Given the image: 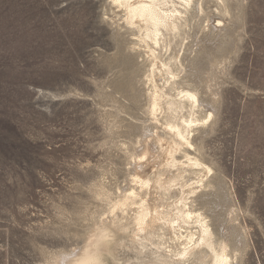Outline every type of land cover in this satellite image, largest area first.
I'll return each instance as SVG.
<instances>
[{
	"label": "rangeland",
	"instance_id": "rangeland-1",
	"mask_svg": "<svg viewBox=\"0 0 264 264\" xmlns=\"http://www.w3.org/2000/svg\"><path fill=\"white\" fill-rule=\"evenodd\" d=\"M241 1L239 15L230 7L225 18L227 32L210 29L214 16L209 28L206 18L191 22L196 41L184 63L207 105L198 116L214 104L193 149L217 174L208 194L216 210L203 209L228 231L235 264H264V0ZM105 2L0 0V264H52L61 251L82 246L130 184L134 151L161 130L146 114L150 61L134 31H113ZM190 38L177 44L179 57ZM195 55L203 61L192 64ZM129 220L108 264L169 257L167 236L142 249Z\"/></svg>",
	"mask_w": 264,
	"mask_h": 264
},
{
	"label": "bare ground",
	"instance_id": "bare-ground-1",
	"mask_svg": "<svg viewBox=\"0 0 264 264\" xmlns=\"http://www.w3.org/2000/svg\"><path fill=\"white\" fill-rule=\"evenodd\" d=\"M240 3H242L240 0H106L104 10L110 24L115 27L113 31L118 33L120 26L134 31L137 45L143 48L146 59L150 61L149 73L146 74L148 77L145 76L150 84L146 114L156 124L162 126L160 130L162 132L157 129L150 135L147 134L150 137L141 142L142 149L134 151L130 162L132 166L129 167L130 184L119 190L118 198L112 199V202L109 201L111 203L110 210H107L109 214L100 220L101 225L99 222V226L95 227L92 235L86 238L82 246L74 247L71 251H61L52 264H108L107 256L113 255L119 245L116 239L120 235L118 234L120 229L123 230L124 220L128 217L134 225L133 239L142 249L147 246V241L151 244L155 243L153 238L156 235L167 236L164 239L170 243L166 245L169 248L167 251L169 257H159L154 264H235L237 262L235 251L233 253L230 249L231 245L223 236L228 235V231L221 233L214 223L215 219L209 218L206 214L207 210L203 209L208 207L211 210L213 203H217V200L212 203V199L208 197L209 192L215 191L213 180L217 178V174L209 164L194 153L193 149L199 150L195 133L210 125L214 119L215 112L212 106L214 104L206 108L208 116L203 118L198 116V111H202L207 105L200 99L197 89L192 87L193 77L189 76V69L184 59L190 57L188 51L192 49V44L196 41L193 37V39L190 38L192 36L190 31L195 25H191L190 29L191 22L196 20L200 23L206 18L209 28L211 16H214L213 27L210 29L223 30L227 27L223 24L227 22L225 18L229 15L230 7H233L232 10L238 16L239 8L242 6ZM118 18L122 20L121 23ZM225 30L227 32V29ZM118 36L116 37L119 38ZM184 38L191 40L185 43L184 49L187 48V50L183 51V58H181L176 49L178 43L180 45L184 43ZM226 44L224 46L227 47ZM125 51L121 52L126 53V56L128 52ZM138 54L140 55L139 52ZM116 56L119 59V53ZM131 57L133 59L132 55ZM136 58L138 59L139 56ZM202 58H204L203 55H195L191 57V63H199L203 61ZM131 63L127 64L131 65ZM133 63L132 66L135 67L137 63H134L135 65ZM126 69L128 71V68ZM129 89H125L126 92ZM132 89L134 90V88L130 90ZM135 89L138 90L136 87ZM143 92H141L142 95L140 92L139 94L143 96ZM160 114L164 116L163 122L160 120ZM222 188L220 184L216 186L218 191ZM102 195L104 196V193ZM111 195L110 198H112ZM220 212H217V217L221 219ZM230 229L234 231L236 228L233 225ZM155 245L158 249L165 243L163 241ZM239 252L240 256L242 253Z\"/></svg>",
	"mask_w": 264,
	"mask_h": 264
}]
</instances>
